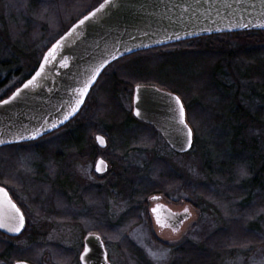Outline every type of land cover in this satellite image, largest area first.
Segmentation results:
<instances>
[{"label":"rangeland","instance_id":"374dc122","mask_svg":"<svg viewBox=\"0 0 264 264\" xmlns=\"http://www.w3.org/2000/svg\"><path fill=\"white\" fill-rule=\"evenodd\" d=\"M101 2L0 0V98L37 68L54 40ZM200 44L194 46L202 50ZM211 47L222 51L220 59L200 54L203 61L197 64L189 61L195 56L182 55L186 63L177 67L183 86L197 75L187 84L196 91V105L189 95L184 100L192 109L186 114L194 133L193 147L186 154L174 153L156 131L134 119L133 90L141 84L130 80L113 100L119 104L114 108L117 117L122 116L119 120L105 121L102 113L113 106L106 89L99 86L92 101L60 131L32 145L0 149V185L30 217L25 238L0 236V264L23 260L19 258L25 254L36 264H60L54 257L70 250L78 253L83 237L98 220L115 225V233L104 235L112 264H181L183 256L174 254L177 248L186 243L201 247L215 230H227L230 218H247V228L232 237L228 253L219 259L212 248L189 251L190 263L264 264V128L250 122L264 108V31L218 37ZM191 48L184 45L183 50ZM259 56L263 68L255 66ZM127 66H109L95 88L100 81L110 83L113 76L122 78ZM219 73L223 77L213 80ZM220 83L229 89L222 90ZM96 135L105 137L104 149L97 146ZM97 156L108 160L111 175L100 181L107 188L97 189L90 174ZM195 187L202 190L191 193ZM145 188L162 192L176 209L185 203L195 207V219L177 238L152 237L155 230L145 221L138 225L127 220L135 192ZM56 213L60 217H53ZM139 215L142 218L144 211ZM5 250L8 260L2 255Z\"/></svg>","mask_w":264,"mask_h":264},{"label":"water","instance_id":"95a60500","mask_svg":"<svg viewBox=\"0 0 264 264\" xmlns=\"http://www.w3.org/2000/svg\"><path fill=\"white\" fill-rule=\"evenodd\" d=\"M246 31H264V0H104L60 36L37 69L0 101V148L36 141L65 126L80 112L103 70L119 59L201 37ZM33 77V84L25 87ZM132 106L134 118L153 127L171 150L190 151L193 133L177 95L155 86H136ZM97 137L98 147L105 148L104 138ZM106 171V162L99 159L95 173ZM160 208L165 215L161 216L176 220L175 225L187 218H176L166 205ZM150 213L158 222L156 209ZM25 227L22 212L0 186V233L18 238ZM15 228L20 230H9ZM80 262L109 264L98 236L85 237Z\"/></svg>","mask_w":264,"mask_h":264},{"label":"trees","instance_id":"16d2710c","mask_svg":"<svg viewBox=\"0 0 264 264\" xmlns=\"http://www.w3.org/2000/svg\"><path fill=\"white\" fill-rule=\"evenodd\" d=\"M89 12L90 11H88L87 13H89ZM87 13L82 15V17L85 16ZM243 33L247 34V33H259V32H242V33H235V34L212 35V36H208V37L198 38V39H194V40H189V41H185V42H181V43L157 48V49L139 52V53L133 54L129 57L123 58V59L117 61L116 63L128 64V66L126 68H124V71L122 72L124 76L122 78H120V77L117 78L116 76H113V77H111L112 81L108 79L107 83L110 81L111 82L106 84V82L101 83V81H102L101 78H103L101 75L99 78V80H101V81L99 82V84L96 88L94 87L91 90L90 94L87 97L85 105H87L89 102L92 101V99H93L92 96L93 97L95 96V94L97 93L98 87L101 86L102 88L106 89L107 96L109 98V99L107 98L108 102H111L110 105L113 106V110L111 108L108 109L109 108L108 107L106 109V111L102 113L105 121L119 120L118 118H122V116L117 117V115H119V114L117 111H115L116 107L119 106V104L117 103V105H116L115 102H113V100H117L116 95L119 92L121 86L122 87L126 86L125 84H127L129 82L128 80H130V81H132V83L137 82L141 85L156 86L162 90H165V91H168V92H171V93L177 95L182 100L186 113L192 112V109L190 108L189 104L187 103V105H186V102L184 100L186 98L185 95H187V96L189 95L192 97V103H194L196 91H192L194 89L193 86H189L187 84L194 82L197 78V75L195 77H192L190 79L189 83H187L184 86L182 85V82H183L182 74H180L181 72H179L177 70V67L180 63H186L187 59H184V57L182 55H193V56H195L194 59L191 58L192 60H189V61H194L197 64L200 63L199 60L203 61V59H200L201 58L199 56L200 54L210 56V59L211 60L213 59L212 61L220 59L219 57H222V54H221L222 51L213 50V48L211 47L212 42L215 41L218 37L236 36V35L243 34ZM200 43H202V44H200ZM195 44H200L201 45L200 48H202V50H199L197 48V46L195 47L194 46ZM184 45H191V47H192L191 50H189V49L183 50ZM167 49H181L182 51L177 52V53H167V52H165V50H167ZM195 54H197V55H195ZM210 59H207V61ZM261 59H263L262 56H259L257 58V64L255 65L256 68L257 67L260 68V66L263 68V65L261 63ZM116 63H114V64H116ZM214 63H216V62H214ZM217 63H216V65L218 66ZM114 64H112V65H114ZM211 64H213V63L211 62ZM3 66H1V67H3ZM254 69L255 68H253L252 70L249 69L251 75L253 74L252 71ZM15 73H17V72H14V74ZM221 76L223 77V74H220V73H219V75L216 74L213 76V80H215V79L218 80L219 78H222ZM124 77H126V78H124ZM7 79H8V76L5 77V80H3V82L6 81ZM25 79L18 82L13 87V89L10 91V93L5 94L3 97L0 98V100L8 97L16 88H18L22 84V82ZM213 80L211 82H213ZM98 81H97V83H98ZM209 81H210V79H209ZM0 83H2V82H0ZM220 85L222 86V88H221L222 90L223 89H229L225 83H220ZM106 86H107V88H106ZM195 89H196V87H195ZM102 91H104V90L102 89L101 92ZM94 92H96V93H94ZM99 98H100V96H99ZM262 101L264 103V100H262ZM107 110H109L110 112L108 113ZM207 113H210V110H208ZM186 117H187V114H186ZM262 119L264 120V108L259 109L256 116L254 118H252V120H250V122L253 123L255 126H258V127L260 126V127L264 128V122H261ZM126 120H133V119L127 118ZM108 131L110 133L112 132L109 129H108ZM199 186L201 187V185H199ZM200 187H195V188L191 189L190 192L193 191V192L199 193L198 191L203 189V186L201 187L202 189ZM135 193H136L135 194V198H136L135 200L137 202L147 201L148 196L153 195V194H159V193L162 194V192L155 191L151 188H145L142 190H138ZM162 195H164V194H162ZM142 197H143V199H142ZM140 207L142 208V206H140ZM140 207L135 206V207L130 208L129 212L127 214V219L132 220V221H139V219H140V216H139ZM144 209H145V207H144ZM230 219H232L233 222L232 221L230 222L231 225L229 226V228L227 230L221 229V228L218 229L219 231L215 230L210 236H208L207 240L205 241V243L201 247H199V246L194 247L190 243H186V244L182 245L181 247L177 248V251H175L174 254H178V255L183 256V257H179V261H181V264H191L190 263V255L186 256L187 252H189V251L195 252L197 249L201 250L205 247L212 248L213 251L215 252L214 254L216 255V257H219V259L222 256H225L228 253L229 248L231 247L232 237L239 235L242 232V229L245 228V226L247 225L246 224L247 218L246 219L230 218ZM234 221H236V222H234ZM246 228H247V226H246ZM251 230L252 229H250V231ZM111 231H112V229L110 227H104V230H103V232L101 231V233L104 237L105 234H109ZM1 237H3V236H1ZM123 240L127 241L126 238H124ZM127 242H129V241H127ZM228 243H229V246H228ZM126 247L127 246H124V244H123L122 250H126ZM5 251H7V252L2 254L4 256V258L6 257L5 255L8 253V250H5ZM26 258H27V256L25 254L24 257L19 258V259L26 260ZM64 258H65V256H63V259ZM4 260H8V258H5ZM15 260H17V259H15ZM9 263L11 264L12 262H9Z\"/></svg>","mask_w":264,"mask_h":264},{"label":"flooded vegetation","instance_id":"af4514ba","mask_svg":"<svg viewBox=\"0 0 264 264\" xmlns=\"http://www.w3.org/2000/svg\"><path fill=\"white\" fill-rule=\"evenodd\" d=\"M141 124H145L143 122H141ZM61 130V129H60ZM58 130V131H60ZM57 132V131H56ZM97 136V135H96ZM95 136V138H96ZM99 136H102V135H99ZM103 137V136H102ZM105 139V137H103ZM41 140V139H39ZM39 140L35 141V142H29V143H25L24 145H32V144H35L37 143ZM105 142H106V139H105ZM106 145H107V142H106ZM106 147V146H105ZM104 149V148H103ZM101 159L103 160L104 162H106L107 164V171L105 174L103 175H98L95 173V165H96V162ZM109 164H108V160L104 157H99L97 156L95 158V162H94V165L92 167V170L90 171V174L92 176V178L95 180L94 184L96 186L97 189H99L100 187H106L107 186L104 184V183H100V181H103L105 180V177L107 175H111L110 171H109ZM9 176V174L7 175ZM112 179L115 181L116 177L112 176ZM113 181L112 183V186H114V188H117V185L116 183ZM129 185L132 186V184L130 183ZM2 186V185H1ZM4 187V186H2ZM5 188V187H4ZM8 192H9V195L11 197V199L15 202V204L17 205V207L20 209V211L22 212L24 218H25V222H26V227H25V230L24 232L22 233V235L16 239H11V238H8L2 234H0V236H3L4 238H7V239H11V240H17L19 238H25L29 233H30V229H29V226H30V217L28 216L26 210L24 209V206H22L19 201L17 199H15L12 195V193L10 192V190H8L7 188H5ZM134 202V204L132 205V207H140L142 206V208L140 207V210H143L144 211V216L140 219L139 221H133L135 223H138V225L141 223V220L145 221V223L147 224V226L151 229H154L155 230V233L154 232H150V233H153L151 234L152 237H155V238H159V236H164V237H172V238H177L181 233L184 232L186 226L191 223L195 217H196V210H195V207L193 205H191L190 203H185L183 204V206L181 208H174L172 206H170L167 201H166V198L164 195L162 194H153L151 195L147 201H141V202H137L135 199L132 200ZM161 204L162 205H166L167 207H169L174 213H176L177 217L176 218H180V216H186L187 218L185 219V221H183L181 223V225H175L176 223V220H173L172 219H167L166 217H162L164 214L162 211H160V207H161ZM130 207V208H132ZM145 207V209H144ZM156 209L157 213L160 215V219H159V222H156L153 218H152V215L150 213V209ZM187 210V211H185ZM159 211V212H158ZM162 215V216H161ZM56 216H59L58 213L56 214H53V217H56ZM140 216V215H139ZM165 216V215H164ZM60 217V216H59ZM54 220V223L57 224L58 220L57 219H53ZM128 221H132V220H129L127 219ZM108 221L104 220V221H96L94 226H93V231L86 234L82 241H81V245L79 247V251L78 253L77 252H74V251H71L70 250V253H65V258L63 259V256L60 255V256H55L54 259H55V262L56 260H59L60 264H81L80 262V256H81V253L83 252V249H84V239L86 236L88 235H96L98 236L104 247H105V251H106V256H107V261L109 264H112V262H110L109 260V255H108V251L106 249V242L104 240V237L101 233V231L103 232L104 230V227H110L111 229H115V225L114 224H107ZM179 226V227H178ZM110 233H115V232H110ZM109 233V234H110ZM65 261V262H64ZM18 262H25V263H28V264H36L35 261L33 260H29V259H26V260H17L11 264H15V263H18ZM62 262V263H61ZM58 263V262H57ZM10 264V263H9Z\"/></svg>","mask_w":264,"mask_h":264},{"label":"snow or ice","instance_id":"6c2138e0","mask_svg":"<svg viewBox=\"0 0 264 264\" xmlns=\"http://www.w3.org/2000/svg\"><path fill=\"white\" fill-rule=\"evenodd\" d=\"M103 7V6H102ZM85 19H88V17H85ZM81 23H83V21H81ZM39 75V74H38ZM35 81V77H33V80L32 81H29L28 82V85H25V87H28L29 85H31V84H33V82ZM177 103H179V100H177ZM181 117H182V119H181V123H183V108H181ZM97 139L101 142V143H103V139L101 138V137H97ZM154 211H155V209H154ZM185 211H187V210H185ZM159 222V221H158ZM23 226V218L21 217V227ZM10 231H19L20 229L19 228H15V229H9Z\"/></svg>","mask_w":264,"mask_h":264}]
</instances>
